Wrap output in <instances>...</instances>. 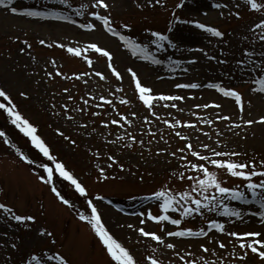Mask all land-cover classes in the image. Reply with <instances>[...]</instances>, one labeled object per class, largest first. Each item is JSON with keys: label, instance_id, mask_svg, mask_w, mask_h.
<instances>
[{"label": "rangeland", "instance_id": "1", "mask_svg": "<svg viewBox=\"0 0 264 264\" xmlns=\"http://www.w3.org/2000/svg\"><path fill=\"white\" fill-rule=\"evenodd\" d=\"M105 2L107 9L96 7L94 0H11L10 4L0 5V87L18 101L23 117L28 115L40 125V132L53 146V152L63 159L61 163L65 169H71L69 172L86 188V193L78 196L72 191L75 186L71 181L56 174L62 188L68 189L75 199L65 205L51 190L54 184L40 180L37 169L23 161L19 152H14L18 150L13 148L16 144L26 150L29 146L25 143L33 144L18 127L21 138L18 137L21 133L12 132L6 124L12 123V118L0 109V130L4 133L0 136V203L8 205L7 211L0 209V264H59L54 259L58 253L70 264H116L90 223L80 220L79 214L71 208L78 204L88 212V200L96 206L108 231L130 250L138 264H149L146 260L149 255L161 264L191 261L196 264H204V261L207 264H264L258 254L241 249L235 237L226 236L234 231H254L260 232L263 235L260 239H264V217L255 214L264 208L251 197L248 202L224 198L230 208L241 211L240 217L225 215L219 203L215 208L206 207L209 208L206 213L182 215L183 207L187 206L183 202L179 205L180 211L170 208L167 212L173 219H180V225H172L170 221L156 222L147 217L149 210L154 215L163 213L159 208L162 200L152 197L153 191L161 187L173 194L191 190L192 181L188 177L197 173L180 157L184 155L194 163L203 161L187 151L189 140L195 150L204 154L207 150L199 146L208 144L217 152L239 153L238 157L222 158L240 161L250 152L264 151V121L259 119L264 116V92L256 84L264 75L257 67L264 65V39H261L264 26L254 27L264 20V0H257L262 6L260 9H252L247 0H184L179 8L176 5L180 0H162V3L153 0L151 4L147 0ZM217 4L221 7H216ZM11 7L35 10L42 15L30 16L25 11L12 13ZM92 11L110 16L113 27L122 35L147 45V52L153 59H144L140 53L133 55L124 41L107 31L97 17L89 15ZM15 16L20 20L14 19ZM193 20L216 27L224 35L217 37L200 29L197 24L190 23ZM88 22L96 27H81ZM124 23L131 27L124 29ZM152 31L167 34L171 44L164 41L162 48L152 44L151 40L155 39ZM41 40L45 43L41 44ZM91 43L112 53L111 63L120 78L108 67L107 57L87 48ZM68 47L87 48V51L77 56L69 53ZM85 55L92 60L91 65L83 58ZM129 68L153 93L183 99L154 100L150 109L139 100ZM20 70L24 71L23 75L18 74ZM96 72L102 73L104 78ZM190 83L200 87H175ZM213 84L239 91L242 110L233 97L224 96L211 86ZM101 96L106 100H101ZM125 100L128 102L124 103ZM173 103L175 108L166 106ZM206 104L210 106L202 107ZM218 116L228 119H217ZM112 120L121 123L113 124ZM165 120L182 123L172 127L165 124ZM208 120L212 123H207ZM248 120L253 123H244ZM184 121L195 124L185 125ZM177 132L188 139L177 136ZM5 136L16 144L11 141L7 146ZM158 149L163 151L158 152ZM179 149L185 151L181 153ZM36 151L43 154L39 149ZM29 153L34 158L39 157L31 149ZM110 156L115 159L110 160ZM248 160L252 159L245 161ZM100 169L104 170L103 176ZM213 170L218 172L225 186L242 187L245 183L223 169ZM206 194L220 196L214 190ZM193 195L198 197L199 194ZM107 207L136 213L144 220L145 230L164 236L165 244L139 232L117 235L108 226ZM16 214L31 215L35 219L16 221L13 218ZM212 220L222 223L226 231L231 230L224 234L212 228L209 224ZM182 228L203 229L206 235H165L167 231ZM216 239L225 247L221 248ZM167 243H173L175 248L168 249ZM201 244L209 251L204 252ZM244 251L247 255L241 259ZM32 255H36L37 260H33ZM180 256L184 257L183 261Z\"/></svg>", "mask_w": 264, "mask_h": 264}, {"label": "snow or ice", "instance_id": "2", "mask_svg": "<svg viewBox=\"0 0 264 264\" xmlns=\"http://www.w3.org/2000/svg\"><path fill=\"white\" fill-rule=\"evenodd\" d=\"M67 2V0H65ZM149 4L153 2V0H147ZM156 3H162V0H155ZM184 0H180V3L176 5L177 8L181 7ZM247 2L250 4L252 9H260L262 6L257 2V0H247ZM11 0H0V5H6L10 4ZM94 4L96 7H103L105 9L108 8V4L105 2V0H94ZM226 6V5H225ZM216 7H221V5L217 4ZM10 11L12 13H17L18 11H25L30 16H39L42 15V13L35 11V10H27V9H18L17 7H11ZM89 15L97 17L98 20L102 21L103 27L111 32L114 36H118L121 41L125 42V47L132 50L133 55H137V53H140L143 55L144 59H153L151 55L147 52V45H142L137 42H135L131 37L122 35L119 31H117L111 21L110 16L108 15H101L100 13L96 11H92L89 13ZM237 16H239V12L236 13ZM176 19H179V17H176ZM190 23L197 24V26L200 29H205L208 32H211L217 37L223 36L224 33L221 32L216 27H212L209 25H206L204 23H201L199 21H190ZM169 24H171V21H169ZM264 26V20H261L259 25H254V27H260ZM82 28L86 29H94L96 27V24L92 22L85 23L81 25ZM122 27L124 29H128L131 27L130 24L124 23L122 24ZM145 31H149L146 29ZM151 35L155 37V39L151 40L152 44L158 45L159 47H164L163 42L169 41L171 44V41L169 40V36L161 31H152ZM261 39H264V37H261ZM41 44H44L45 41L41 40ZM175 46V45H173ZM61 47H64V45H61ZM87 48H90L94 50L97 53L102 54L104 57H107L108 59V67L111 69V71L115 74L117 78H120V73L117 71V69L112 65L111 58L112 53L107 50L104 47L99 46L97 43H91L87 46ZM87 48L80 49L78 47H68L67 51L69 53H74L77 56L82 55V52L87 51ZM23 51V49H21ZM247 51V50H245ZM89 65L92 64V60L89 59L87 55L83 57ZM247 61H238V63H246ZM54 64L55 61H52ZM261 69V71H264V65H257ZM128 72L131 74L132 80L134 81L135 89L138 92L139 100L143 102L144 105L148 106L150 109L153 106L154 100L159 101H171V100H182L183 97H177L174 95H168L165 93H153L152 89L146 85H144L140 79L138 78L136 72L129 68ZM57 74L59 73V70L57 69ZM97 76L103 77V74L100 72L95 73ZM49 75H52V73H49ZM76 75V74H74ZM256 84L259 86V90L261 92H264V75H261L257 80ZM214 88H217L219 92L223 93L226 97H233L235 104L243 107L242 102V94L230 87H222L219 84H213L211 85ZM177 88H197L200 87V85L196 83H190V84H177L175 85ZM65 91H67L65 89ZM21 95H24V93H21ZM0 98H3V101H0V109L5 110L8 115L12 118V123L15 124L25 135L31 138V142L37 149L40 150V152L43 153L44 156H49V148L45 144V142L41 139L39 135L36 134V128L31 124L27 119H25L21 113L16 109V106L11 103V98L9 94L2 88H0ZM71 99V97H69ZM101 100H106V97L101 96ZM106 102L111 103L110 100H107ZM124 103H127L128 101H123ZM212 104L215 107H220L219 104H215V102H212ZM102 107V105H100ZM173 108L176 107V105L173 103L171 105ZM210 105L206 104L202 107L207 108ZM66 107V106H65ZM195 107H201V105H196ZM153 115H156L155 112L152 113ZM123 116V114H120ZM135 115V113H133ZM125 120H127V117H124ZM147 119V118H145ZM217 119H228L227 116L220 117L218 116ZM261 121H264V116H261L259 118ZM128 123H131L130 120L127 121ZM101 123L107 124L108 121H102ZM111 123L113 124H120V120H112ZM165 124H171L172 127H175L176 125H180L182 122L180 120L175 121H169L165 120ZM185 125H194L195 122H189L184 121ZM207 123L211 124L212 121L208 120ZM244 123L251 124L253 121L248 120L244 121ZM149 131H151L149 129ZM4 133L2 130H0V136H3ZM177 136H181L179 132L176 133ZM182 139L187 140V137L181 136ZM130 139L135 140V137H130ZM219 144L220 141H217ZM202 149L207 150V154L202 153L199 150H195L191 141L189 140L186 144V149L188 152L191 153L193 157H195L199 161L203 162H197L194 163L187 159L186 156L181 155L180 159L185 161L188 165H190V169L194 170L197 175L196 176H189L188 179L192 181L191 190H185L181 193H175L173 194L172 191H170L167 188L161 187L157 191H153L150 195L152 197L160 198L162 200V203L159 204V208L163 210L162 214L154 215L150 210L147 212V217L150 218L152 221L156 222H163V221H170L172 225H180L181 220L180 219H173L172 216L168 215V209L175 208L176 211H180L181 208L179 205H181V202L183 204H186V207H183L182 209V215H190L193 212H199L201 207H208L209 205H212L214 208L216 207L217 203H219V206L223 209V212L225 215H232L236 217H240L242 215L241 211L239 209H233L230 208L227 203H224V198L227 197L234 201H247L248 196L246 195L245 190H243L239 185L234 186H225L224 183H222L221 179L218 176V172L215 169H223L227 174H230L232 177L241 178L242 181L246 182L245 187L248 192L251 193V198L253 201L258 203L261 208H264V179H260L258 181H254L253 177H264V160H261L259 162L260 167H257V163L254 160H248V161H240L238 159H231V158H222V157H238L240 154L237 152H217L216 150L210 148L208 144H201L199 146ZM159 151H163V149H158ZM179 152L183 153L185 149H179ZM98 154V153H97ZM171 155L175 156L176 153H171ZM21 156L27 160L28 157L25 156L23 153H21ZM51 159H55L52 157ZM110 160H114V157H109ZM45 171H47L48 176L47 180L50 182L53 175V170L47 165L42 166ZM121 168H123V165H120ZM55 170L59 173L61 177L66 178L68 181H71V183L75 186L76 190L81 193L82 195L86 193V188L78 182V180L73 176V174L65 169V166L60 163L56 162L55 164ZM103 169H100L101 176H103ZM183 175H181L180 179H183ZM39 179L44 181V176H39ZM53 193L65 204H69V200L65 199L63 195L55 188L52 187L51 189ZM209 190H214L215 193H219L220 196L217 197L215 195H208L206 193L209 192ZM260 190V191H258ZM193 193H198V197L194 196ZM177 197L180 199L178 200ZM88 206L91 209V215H85L83 212L79 213V218L82 221H87L90 223L91 228L94 230L95 234L99 237L100 241L102 242L103 246L105 247L107 253L111 257L113 261L116 262V264H138L137 260L133 256V254L130 252V250L125 247L118 239H116L105 227L101 220V216L96 208V206L93 204L91 200L87 201ZM0 209H4L5 211L8 210V205L4 203H0ZM256 215H259L260 217H264V211H259L255 213ZM140 215H144V213H141ZM13 218L16 221L25 222V221H31L34 220L35 217L31 215H22V214H16L13 216ZM141 224L144 223V220L140 221ZM209 224L212 228L218 229L220 232H224V225L222 223H219L215 220L209 221ZM131 227V226H130ZM161 230H163V224L161 225ZM40 231L43 233L44 229H40ZM139 233L144 237H150L152 240L160 243L165 244L164 236H161L157 234L155 231H146L144 227H140L138 229ZM48 235H51V233H48ZM167 237H185V236H203L206 235L203 229H200L198 231H193L191 228H182L177 229L176 231H167L165 233ZM231 237L236 238V243L239 244V247L241 249H250L252 253L258 254V256L262 259H264V239H260L261 233L260 232H231L229 233ZM251 239H246V238ZM219 246L221 248H224L225 245L223 242L218 241ZM166 247L168 249L175 248V245L173 243H167ZM200 247L203 249L204 252H208L209 249L201 244ZM177 255H179L177 253ZM247 251H244L240 254V258L244 259L246 257ZM33 260H37L36 255H32L31 257ZM54 259L59 261V264H70L69 260L65 258V256L61 254H57ZM180 259L183 261L184 257L180 256ZM203 259V258H202ZM146 260L149 262V264H161V261L157 260L154 256L149 255L146 257ZM186 264H196L195 261L186 262ZM204 264H207V261H204Z\"/></svg>", "mask_w": 264, "mask_h": 264}, {"label": "bare ground", "instance_id": "3", "mask_svg": "<svg viewBox=\"0 0 264 264\" xmlns=\"http://www.w3.org/2000/svg\"><path fill=\"white\" fill-rule=\"evenodd\" d=\"M14 19L20 20V17L15 16ZM18 74L23 75L24 71L20 70L18 71ZM179 93L183 94L182 91H180ZM126 212L127 211H120V212L118 210L114 211L107 207V212L105 213L107 220H109V223H110L109 224L106 221L108 223V226L110 225L109 228L111 229V231H115V233L119 236H123L125 234H131V233L136 234V232H139L138 229L140 227H144V223L143 224L140 223V221L143 220L141 217H139L136 213H130V212L126 213ZM229 230L231 229L229 228ZM229 230H227L226 232L228 233ZM225 231H224V234H225ZM228 235L229 234H226V236ZM262 236L263 235H261V237ZM215 242H218V240L216 239Z\"/></svg>", "mask_w": 264, "mask_h": 264}, {"label": "trees", "instance_id": "4", "mask_svg": "<svg viewBox=\"0 0 264 264\" xmlns=\"http://www.w3.org/2000/svg\"><path fill=\"white\" fill-rule=\"evenodd\" d=\"M11 98V97H10ZM13 98H11V100H12ZM36 125V127L38 128V129H40L41 130V128H40V125L37 123V124H35ZM262 157H264V151H259V150H257V151H254V152H250V153H248L245 157H243V159L244 160H246V159H256V160H254L256 163H257V161L258 160H261L262 159ZM260 166V164H258L257 163V167H259ZM253 179H254V181H258V180H260V179H264V177H253ZM258 191H260V190H258Z\"/></svg>", "mask_w": 264, "mask_h": 264}]
</instances>
